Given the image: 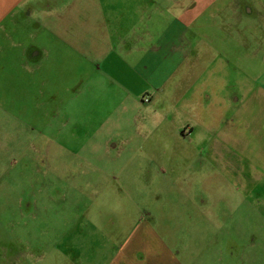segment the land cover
<instances>
[{"label": "crops", "instance_id": "1", "mask_svg": "<svg viewBox=\"0 0 264 264\" xmlns=\"http://www.w3.org/2000/svg\"><path fill=\"white\" fill-rule=\"evenodd\" d=\"M60 1L67 16L74 0H0V48L11 49L21 19L34 11L57 17ZM97 111L100 123L87 144L100 147L106 155L94 161L108 165L96 167L103 181L87 166V195L151 193L165 181L163 191L181 198L178 222L196 233L184 234L174 249L156 229L171 216L158 222L159 211L139 206V197L125 208L90 202L87 241L100 232L108 240L101 242L113 246L87 251V264H235L229 234L202 232L214 217L221 225L219 209L205 200L182 202L194 186L182 185L188 178L181 171L178 184L169 173L184 163V171H193L189 179L208 178L216 197L225 187L264 194V0H87V115ZM187 210L195 216L188 219ZM207 210L211 220L202 217ZM104 218L116 226L132 218L131 230L105 233Z\"/></svg>", "mask_w": 264, "mask_h": 264}, {"label": "rangeland", "instance_id": "2", "mask_svg": "<svg viewBox=\"0 0 264 264\" xmlns=\"http://www.w3.org/2000/svg\"><path fill=\"white\" fill-rule=\"evenodd\" d=\"M73 6L66 16V6L60 1L53 18H39L34 11L31 17L21 19L24 27L12 35L15 47L0 48V264H87V251L102 244L107 246L104 249L112 248L113 243H106L100 232L92 242L87 241L90 202L125 208L135 205L139 197V206L159 211L158 222H167L171 216L173 221L156 229L174 249L182 247L184 234L196 233L195 226L178 222L181 198L163 191V185L168 188L165 181L152 187L151 193L87 195V166L97 175L96 180L103 181L96 167L106 168L108 162L94 161L106 153L87 144V139H94L92 125L100 123L102 114L87 115V0H74ZM46 24L52 30L44 28ZM31 46L38 49L36 55L26 50ZM178 165L176 173H169L173 182H180L181 171L182 177L188 178L182 185L188 181V186H194L189 195L186 193L190 199L183 195L182 202L205 200L219 209L221 225L215 227L214 217V225L207 222L202 232L211 235L218 230L221 239L229 234L235 264H264V194L230 193L225 187L216 197L208 178L189 179L193 171H184V163L181 168ZM122 180L114 179L116 183ZM220 180L227 186L225 179ZM167 209H171L168 215ZM187 213L188 219L195 216L194 210ZM202 217L211 220V210L204 211ZM124 221V226H116L104 218L101 229L105 233L118 229L116 234L126 236L132 218ZM209 245L214 248L219 243Z\"/></svg>", "mask_w": 264, "mask_h": 264}, {"label": "built area", "instance_id": "3", "mask_svg": "<svg viewBox=\"0 0 264 264\" xmlns=\"http://www.w3.org/2000/svg\"><path fill=\"white\" fill-rule=\"evenodd\" d=\"M143 101L144 102H150V96H144Z\"/></svg>", "mask_w": 264, "mask_h": 264}]
</instances>
